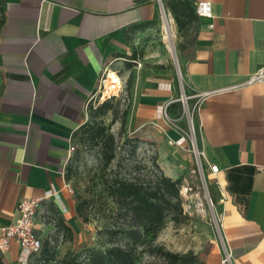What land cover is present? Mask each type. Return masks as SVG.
<instances>
[{"label":"crops","instance_id":"obj_1","mask_svg":"<svg viewBox=\"0 0 264 264\" xmlns=\"http://www.w3.org/2000/svg\"><path fill=\"white\" fill-rule=\"evenodd\" d=\"M182 1L194 9L178 56L182 84L224 89L205 97L194 116L221 224L219 245L196 264H220L221 241L234 264H264V81L241 84L264 65V0ZM197 1L211 3V17L196 14ZM157 10L155 0H0V229L15 221L21 199L46 193L35 228L51 224L57 204L72 226L69 145L89 119L88 105L116 91H107L109 71L127 82L126 132L153 150L163 173L175 179L195 161L188 142L177 144L187 129L174 67L138 51ZM20 256L12 243L1 257L21 264Z\"/></svg>","mask_w":264,"mask_h":264},{"label":"rangeland","instance_id":"obj_2","mask_svg":"<svg viewBox=\"0 0 264 264\" xmlns=\"http://www.w3.org/2000/svg\"><path fill=\"white\" fill-rule=\"evenodd\" d=\"M155 1L158 7L157 18L150 31L140 37L138 51L140 54H143L145 50H149L153 54L160 55L162 59L166 58L172 64L177 80V97H179L183 81L180 76L178 56L183 45V38L191 28L192 13L190 9L182 12V14L180 13V18L184 21V26L179 30L174 16L168 7V3L165 0ZM165 13H168L173 19V28L176 33L174 37L168 39L164 38V31L162 29V21ZM108 74V80L113 79L116 81L118 87L120 82L116 75H120H115L110 71ZM126 83L124 82L123 87ZM117 87L115 90H117ZM106 88L107 91H115L111 90L108 85ZM184 90L185 95L189 96L192 94V91H188L185 87ZM105 97V99H108L107 96ZM117 100L118 119L111 124L112 115L110 112L103 117V122L109 125V132L113 134L116 143L115 157L108 165L106 172L111 171L109 173L121 177V174L132 168L136 163L145 164L147 165V169L154 170L151 158L155 153L147 145L140 143L136 153L134 155L131 153L133 143L126 142V139L131 135L126 132V126L124 131L121 132L120 123L121 112L128 106V102L126 99L123 100L121 93ZM116 102L114 100V103ZM188 103L191 105L192 100L189 99ZM180 112L184 117L185 128L187 129L186 114L181 104ZM75 143V150L71 153L66 164V174L69 176L66 179V183L69 185L70 190L68 188L66 189L74 201V206L80 198L97 193L102 159L105 157V149H100L99 146H95L92 143L81 141L79 135L75 136ZM191 160L193 161V158ZM134 173L136 171L133 169L131 175ZM177 177H181L182 179L180 195L182 197V207L186 218L182 222L176 223L167 217L163 228L151 243H148V240H146L144 244L136 247L135 264H169L157 250L158 247L180 256L186 255V257H189L191 255L195 257L196 261L194 264H196L214 244L219 245L220 243L221 232L218 221L217 200L212 193L206 176L202 173L198 165H196L195 161H193L190 167L180 168ZM183 188L187 189L186 192L183 191ZM57 207L59 211H56L55 215L49 214V221L51 222L49 226L35 228L38 237L41 239L42 249L40 253L33 255L27 264H33L45 248L47 249L45 242H48L49 254H55L57 257L63 256L66 252H82L87 247L102 249L110 243L121 245V232L115 237L108 235L105 226H110L111 224L106 223L98 214L90 213L87 222H83L75 214V217L70 219V225H72L71 235L69 236L63 233L58 229L57 221L65 213V210L60 208L58 204ZM118 223L120 221H117Z\"/></svg>","mask_w":264,"mask_h":264},{"label":"trees","instance_id":"obj_3","mask_svg":"<svg viewBox=\"0 0 264 264\" xmlns=\"http://www.w3.org/2000/svg\"><path fill=\"white\" fill-rule=\"evenodd\" d=\"M167 3L178 29H182L184 21L180 18V13L189 9L192 13L194 9L182 0H170ZM2 20L1 15L0 25ZM114 100L118 101L117 98L110 97L97 105L89 104V119L72 136L74 145L75 136L79 135L81 141L105 149L97 193L79 197L74 210L83 222L89 220L90 213L101 216L106 223L111 224L105 226L108 235L115 237L121 232V245L110 243L102 249L87 247L82 252H66L57 257L55 254H49L48 242H45L47 249L45 248L33 264H135L136 247L144 244L146 240L151 243L163 228L167 217L176 223L186 218L180 195L182 179L166 176L156 162V155L151 158L154 170L147 169L145 164L136 163L121 174V177L109 173L111 171L106 172L115 157L116 143L113 134L109 132V125L104 124L103 117L110 112L111 124L118 119V102L114 103ZM127 107L121 112V132L125 129ZM126 142L133 143L131 153L134 155L141 141L136 136H130ZM133 169L136 173L131 175ZM66 173L67 165L65 178L68 179ZM117 221L120 223L117 224ZM57 222L58 229L70 236L71 227L61 218H58ZM157 250L169 264H194L196 261L191 255L180 256L161 247ZM33 255L35 254L30 255L28 261ZM0 264H4L1 256Z\"/></svg>","mask_w":264,"mask_h":264},{"label":"built area","instance_id":"obj_4","mask_svg":"<svg viewBox=\"0 0 264 264\" xmlns=\"http://www.w3.org/2000/svg\"><path fill=\"white\" fill-rule=\"evenodd\" d=\"M195 12L199 17H211V3L209 1H197L195 3ZM137 66L139 63L137 62ZM116 74V72H114ZM107 77V73L102 78L104 81ZM264 81V65L260 66L254 73H252L245 81L241 84H252L255 82ZM123 83H119L117 90L108 95V98H118L120 93H123ZM224 89H213L208 91H192V94L187 96L184 93V86L181 84L180 96L175 101L180 102L183 110L186 114L187 119V131L186 136L181 137L177 144H182L185 141L188 142V150H190L195 158V163L198 165L202 173L203 170V157L204 153L199 148L197 142V129L198 126L195 122V113L198 111L199 106L203 99L208 95L221 91ZM192 100V104L189 105L188 100ZM75 150V145L71 143L69 145L70 154ZM209 170L212 173L218 171V165L211 162H206ZM65 188H69V185L65 183ZM50 193H46L43 196L23 198L17 203V218L15 221L0 229V256L5 255L10 251L12 243H15L20 249L21 264H27L30 255L39 253L42 247L41 239L38 237L35 231V220L38 213L41 211L44 202L49 198ZM219 221V220H218ZM221 224L219 223V227ZM220 264H234L233 257L230 248L227 246L225 241H221V257Z\"/></svg>","mask_w":264,"mask_h":264},{"label":"bare ground","instance_id":"obj_5","mask_svg":"<svg viewBox=\"0 0 264 264\" xmlns=\"http://www.w3.org/2000/svg\"><path fill=\"white\" fill-rule=\"evenodd\" d=\"M162 29L164 31L165 39L172 38L176 35L175 30L173 28V19L171 18V16H169L168 13H165V15L163 16ZM106 85H108L111 90H115V88L117 87L116 81H114L113 79H109L108 81H106ZM186 190V188H183L184 192H186Z\"/></svg>","mask_w":264,"mask_h":264}]
</instances>
